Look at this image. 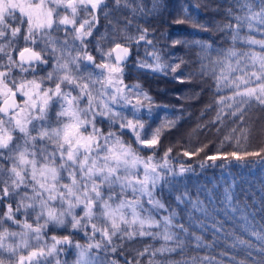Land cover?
<instances>
[{
	"label": "snow or ice",
	"instance_id": "1",
	"mask_svg": "<svg viewBox=\"0 0 264 264\" xmlns=\"http://www.w3.org/2000/svg\"><path fill=\"white\" fill-rule=\"evenodd\" d=\"M167 8V0H150L149 7L144 0H0V264L5 257L8 264H140L144 257L146 264H264V218L250 219L232 184L220 194L218 186L205 185L195 196L181 190L177 177L194 169L173 163L201 153L202 168L204 161L264 162V147H245V118L264 109V39L241 34L264 33V0L224 7V19L211 27L228 47L172 41L199 49V71L178 76L183 58L164 62L145 27ZM185 22L210 27L182 5L174 23ZM141 42L150 46L143 57ZM241 42L259 50L238 48ZM126 69L145 78L172 75L179 83L194 75L209 79L205 111L213 118L198 122L175 156L174 146L161 151L183 113L165 115L152 128L155 111L167 106L139 78L126 84ZM213 128L228 131L212 154L207 142L192 146L193 135ZM226 143L233 150L222 151ZM73 231L86 242L74 241ZM146 237L164 243L132 248ZM69 250L74 258L62 259ZM176 253L179 260L171 258Z\"/></svg>",
	"mask_w": 264,
	"mask_h": 264
},
{
	"label": "trees",
	"instance_id": "2",
	"mask_svg": "<svg viewBox=\"0 0 264 264\" xmlns=\"http://www.w3.org/2000/svg\"><path fill=\"white\" fill-rule=\"evenodd\" d=\"M231 0H167L168 8L162 15L150 18V25L146 24L145 27L150 28V39H153V43L157 44V47L161 50V55L164 58V62L175 64L180 63V58H183L185 63L181 64L180 69L175 75L184 73H196L199 71V62L197 60L196 47H189L183 44L173 45L174 40H189L203 39L216 46L228 47L230 41L222 40V34L217 33L211 27L214 23L222 21L224 19V7H226ZM145 6H150V0H144ZM198 5L199 8L191 7V5ZM187 6L189 11L194 17H198L200 23H207L210 25L208 31H201L198 28H194L192 24L174 23L179 13L180 7ZM216 5L220 6V11H215ZM142 22V21H141ZM264 27V26H260ZM154 29V32L152 31ZM247 33L250 36H254L257 39H264V33L258 32L255 29L249 30L244 28L242 35ZM158 42V43H157ZM145 47L144 42H141L140 53L143 57V51ZM238 48L246 49L249 47L257 46L245 45L242 42L237 44ZM135 53V48L133 49ZM131 63V61H130ZM128 73L125 76V83H132L137 78L144 83L155 102L158 105H166L167 108L161 107L155 111V119L151 122V127L154 128L165 117L173 118L175 115L183 113L182 118L177 128L172 129L161 140V151L164 147L174 146L173 155L175 156L177 151L182 147H188L186 141L189 139V133L196 127L197 123H205L211 120L214 116V111H205V106L211 101L212 94L208 90V84L211 81L207 78H202L199 75H194L190 81L185 83H179L173 79L172 75L167 77L157 75L155 77L145 78L135 70L126 69ZM195 96V98H193ZM204 111V115L201 116V112ZM245 123L250 129L248 143L245 145L247 150L253 151L264 147V109L260 106L253 108L249 115L245 118ZM106 127V126H105ZM146 125V131L148 130ZM228 131L227 128H222L220 133H217L213 128L212 131H205L198 136L193 135L192 146H198L201 142H207L209 148L207 153L210 155L219 147V142L222 140L223 135ZM124 139L128 141L130 138L125 136ZM177 140L180 141L177 144ZM222 151H231L233 148L229 144H225ZM144 155V153H142ZM204 153H201V157ZM201 157H193L191 160L183 156L177 157L173 163L179 167V163H183L186 167L191 166L194 171L186 173L184 176H178L177 180L180 181L178 188L181 190L187 187L188 191L195 196L197 193H201L207 185L209 188L218 186L215 188L217 194L222 193V190L228 184H232V191L238 196L244 198L245 203L248 205V212L250 213V219L254 218L257 223L264 218V162L259 161L257 158H249L248 161L236 162V161H223L217 160L215 163L212 161H204V167H200ZM211 165V166H210ZM203 198V197H202ZM172 197L166 199L172 200ZM183 207V206H181ZM0 207V211H2ZM222 215V214H221ZM159 218V217H157ZM239 223L238 221H229L232 223ZM247 227V222H245ZM155 231V230H154ZM241 233L247 238L253 241L254 244L259 242L255 237L250 235L249 231L240 229ZM48 234H53L51 226L49 227ZM57 236L67 235L65 230H57L55 233ZM72 239L84 244L86 241L82 233H76L73 231ZM164 242L162 240L153 241L150 237L138 239L132 242V248L143 249L145 244H151L153 248L160 247ZM74 250H69L66 256H62V259H68L69 261L74 258ZM253 252V259L259 257L260 253L256 249L251 250ZM127 255V253H126ZM167 255L161 256L157 254V260L167 259ZM172 259L179 260L180 255L178 253L171 255ZM147 257L141 258L140 264H146ZM5 264H8L5 257ZM122 264V262H121Z\"/></svg>",
	"mask_w": 264,
	"mask_h": 264
}]
</instances>
